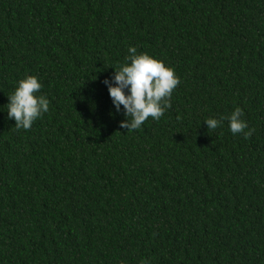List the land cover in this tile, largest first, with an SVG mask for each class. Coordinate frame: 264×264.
Instances as JSON below:
<instances>
[{
  "label": "trees",
  "instance_id": "obj_1",
  "mask_svg": "<svg viewBox=\"0 0 264 264\" xmlns=\"http://www.w3.org/2000/svg\"><path fill=\"white\" fill-rule=\"evenodd\" d=\"M129 46L180 78L135 130L104 83ZM27 76L50 107L17 131ZM236 107L248 139L208 130ZM144 261L264 264V0H0V264Z\"/></svg>",
  "mask_w": 264,
  "mask_h": 264
},
{
  "label": "clouds",
  "instance_id": "obj_2",
  "mask_svg": "<svg viewBox=\"0 0 264 264\" xmlns=\"http://www.w3.org/2000/svg\"><path fill=\"white\" fill-rule=\"evenodd\" d=\"M127 51L125 63L115 69L113 77L104 83L116 111L119 112L123 106L126 120L121 122V126L135 130L141 128L149 117L160 120L172 107L171 96L180 84V78L162 60L147 53H138L134 46H129ZM42 87L37 77L27 76L17 82L15 91L8 97V118L15 120L17 131L29 130L34 121L49 111L50 100L43 94L37 95ZM243 115V110L236 107L229 116L206 118L204 123L208 130H215L227 120L233 135L243 134L248 139L254 130L241 119ZM142 264H147V261Z\"/></svg>",
  "mask_w": 264,
  "mask_h": 264
}]
</instances>
